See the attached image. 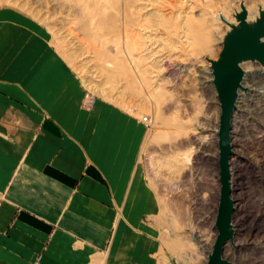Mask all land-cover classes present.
Here are the masks:
<instances>
[{
    "label": "rangeland",
    "instance_id": "374dc122",
    "mask_svg": "<svg viewBox=\"0 0 264 264\" xmlns=\"http://www.w3.org/2000/svg\"><path fill=\"white\" fill-rule=\"evenodd\" d=\"M241 2L250 19L264 7V0H0V23L12 13L37 23L54 67L62 71L59 77L71 72L77 93H89L107 118L112 119L113 110L141 126L143 116L151 118V127L143 129L141 160L160 209L142 217L157 229L142 228L137 232L142 237L135 239L139 247L146 246L148 258L130 264L206 263L216 235L220 186L218 149L209 129L219 107L212 85L203 88L200 75L210 74L207 57L217 58L229 28L219 14L235 21ZM39 53L44 57V50ZM248 98L241 100L234 124L237 248L227 244L224 256L236 264H264V94ZM92 102L84 100L82 108ZM5 199L0 192V202ZM57 209L34 214L52 226L48 237L58 231L57 221L67 219L79 234H70L77 246L85 236L92 252L109 253L117 214L108 222L105 213L87 218ZM202 233L205 247L193 239ZM11 235L9 228L0 229V264L4 253L26 252L25 245L4 243ZM41 251L34 252L31 264L40 263Z\"/></svg>",
    "mask_w": 264,
    "mask_h": 264
},
{
    "label": "crops",
    "instance_id": "0c3cea01",
    "mask_svg": "<svg viewBox=\"0 0 264 264\" xmlns=\"http://www.w3.org/2000/svg\"><path fill=\"white\" fill-rule=\"evenodd\" d=\"M4 20L0 192L6 199L0 202V229L9 228L12 234L4 243L26 246L25 253H4V264H31L39 250V264H130L147 259L146 246L139 247L135 239L142 237L137 233L142 228L157 229L142 217L156 213L160 205L141 160L145 126L116 110L107 118L96 100L89 109L82 108L86 94L77 93L71 72L59 77L62 71L54 67L53 52L37 23L13 13ZM52 207L87 218L105 213L108 222L117 214L109 253L92 252L85 236L77 246L70 234H79L70 230L67 219L57 221L58 231L48 237L52 226L34 214Z\"/></svg>",
    "mask_w": 264,
    "mask_h": 264
},
{
    "label": "water",
    "instance_id": "95a60500",
    "mask_svg": "<svg viewBox=\"0 0 264 264\" xmlns=\"http://www.w3.org/2000/svg\"><path fill=\"white\" fill-rule=\"evenodd\" d=\"M221 20L228 25V30L221 39V49L217 58H209L210 83L215 91L219 105L218 115V181L219 194L214 220L216 235L207 254L205 264H236L224 256L227 243L234 245V199L229 159L232 154L231 117L236 107L239 90L242 85L245 62H258L264 66V7H259L258 15L250 19L243 2L234 13L235 21L223 16Z\"/></svg>",
    "mask_w": 264,
    "mask_h": 264
},
{
    "label": "built area",
    "instance_id": "2783aa9c",
    "mask_svg": "<svg viewBox=\"0 0 264 264\" xmlns=\"http://www.w3.org/2000/svg\"><path fill=\"white\" fill-rule=\"evenodd\" d=\"M242 68L244 70V77H243V80H242V85H243V81H246V84H248V87H252V91H248V92L246 90H239L238 91V97H237V100H236V107L233 110L232 117H231L230 134H231L232 154H231L230 159H229V165H230V171H231V181H232V175H233V165L232 164H233V160H234V157H233V152H234L233 141H234V134L237 131V130H235V127H234L235 115L237 114L236 112H237V110H241V104H243V101H241V100H243V99L246 100L249 96H252V95H259V94L263 95L264 94V66H262L258 62H250V61H248V62H245V63L242 64ZM247 71L258 72L259 81L258 82H254V80L250 81V79L245 78V74H246ZM240 94H241V97H240ZM85 99L88 102H92L93 101V98H92V96L89 95V93H86ZM142 122H143L145 128H150L151 125H152L151 118L148 117V116H143L142 117ZM211 126H212L211 129H209V137H210V140L213 142V144H215L214 146L217 147V149H218V146H217V141H218V137H217L218 119L215 120V122ZM217 158H218V151H217ZM232 187H233V184H232ZM232 190H233V188H232ZM231 195H232V193H231ZM234 206H235V201H234ZM215 214H216V212H215ZM214 220H215V216H214ZM213 224H214V222H213ZM234 230H235V227H234Z\"/></svg>",
    "mask_w": 264,
    "mask_h": 264
},
{
    "label": "bare ground",
    "instance_id": "6f19581e",
    "mask_svg": "<svg viewBox=\"0 0 264 264\" xmlns=\"http://www.w3.org/2000/svg\"><path fill=\"white\" fill-rule=\"evenodd\" d=\"M222 16V14L220 13L219 14V17ZM224 17V16H223ZM225 18V17H224ZM221 19V18H220ZM226 19V18H225ZM185 37V36H184ZM193 37V36H192ZM245 66V65H244ZM258 72H255V71H247L246 74H245V78L247 79H250L251 80H254V82H258L259 81V74ZM200 78L202 79V82H201V85L203 88H206V86L204 84H207L208 85V82L209 84L210 83V80H211V74H208L206 72H201V75H200ZM212 85V84H211ZM243 86L245 87V90L248 92V91H252V87H248V84H246V81H243ZM208 87V86H207ZM213 87V86H212ZM263 96V95H262ZM240 97H241V94H240ZM252 99V97H250ZM254 98V97H253ZM257 98V97H256ZM262 98V97H260ZM249 99V98H248ZM264 99V98H263ZM245 100V99H244ZM218 101V100H217ZM263 100H261L260 102H262ZM246 102V100L244 101ZM243 106V105H242ZM219 107V105H218ZM244 107V106H243ZM247 109V108H246ZM239 112V111H238ZM243 112V111H242ZM239 116V115H238ZM238 123V122H237ZM217 127V126H216ZM201 235V236H200ZM199 236L196 235L193 237V239L195 240V242L200 245V247H205V245L207 244V238H206V235L205 234H200ZM229 244V243H227ZM232 246V245H231ZM230 246V247H231ZM233 248H237V244L235 243V238H234V245L232 246Z\"/></svg>",
    "mask_w": 264,
    "mask_h": 264
}]
</instances>
